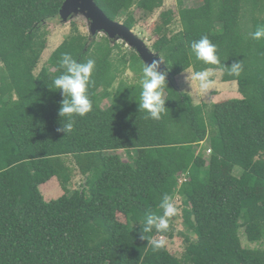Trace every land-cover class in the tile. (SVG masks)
Segmentation results:
<instances>
[{"label": "trees", "instance_id": "trees-1", "mask_svg": "<svg viewBox=\"0 0 264 264\" xmlns=\"http://www.w3.org/2000/svg\"><path fill=\"white\" fill-rule=\"evenodd\" d=\"M63 1L0 0V264H264V40L250 35L264 24V0H202L194 8L174 0L175 10L160 13L151 50L167 68L159 120L139 109L142 85L120 82L113 91L124 70L142 77L144 64L130 48L114 63L119 45L106 36L89 42L72 24L35 73L46 49L44 22L58 17ZM94 1L130 30L133 7L151 15L164 5ZM176 17L181 29L171 33ZM202 36L217 45L220 65L195 58L190 44ZM63 53L96 60L88 88L93 110L76 116L66 135L57 130L66 119L59 116L64 97L53 85L64 71ZM236 61L243 65L238 77L223 67ZM189 69L219 71L241 97L194 105L174 84ZM207 138L208 161L198 149ZM69 158L83 182L46 201L42 185H70ZM165 193L179 198L180 216L169 218L167 231L146 233L149 242L141 239L146 216L162 214ZM241 235L255 247H243ZM175 236L184 242L180 256L164 242ZM151 240L162 247L154 250Z\"/></svg>", "mask_w": 264, "mask_h": 264}, {"label": "clouds", "instance_id": "clouds-1", "mask_svg": "<svg viewBox=\"0 0 264 264\" xmlns=\"http://www.w3.org/2000/svg\"><path fill=\"white\" fill-rule=\"evenodd\" d=\"M250 35L254 40H264V24L258 25ZM190 48L197 60L203 61L205 64H221L217 55V45L213 44L208 36H202L199 40L192 41ZM159 63L157 60H153L150 64L145 63L142 70V91L139 102V109L146 110L149 118L155 120L161 119L162 114L166 111L164 89L167 74L158 71ZM59 65L64 71L53 80V85L60 90L64 97L60 103L59 116L66 119L57 130L66 135L73 131L76 116L84 117L93 110L88 88L93 83L91 77L96 67V60L89 58L86 62H77L71 54L63 53ZM223 67L227 69L229 75L236 77L243 71L240 61L234 62L230 67L225 65ZM213 74L211 69H206L193 73L190 79L199 82L200 90L207 92L215 84V81L211 79ZM158 207L162 210V214L149 213L146 216L141 239L148 240L146 233L151 232L153 228L157 232L167 231L169 218L176 216L179 211L173 198L167 193L162 196ZM150 242L154 250L162 247V244L156 240Z\"/></svg>", "mask_w": 264, "mask_h": 264}, {"label": "rangeland", "instance_id": "rangeland-1", "mask_svg": "<svg viewBox=\"0 0 264 264\" xmlns=\"http://www.w3.org/2000/svg\"><path fill=\"white\" fill-rule=\"evenodd\" d=\"M202 0H189L186 3V7L194 8L200 5ZM175 10V3L174 0H164V5L162 9L155 10L151 15H144L140 10L133 7L130 12L136 19V24L134 25L132 32L141 40L144 41L146 46L152 50V44L157 39L154 34V28L158 22V18L161 12L165 10ZM122 23V21L120 22ZM72 24L76 26L77 31L79 34L89 37V28L87 20L82 15H76L73 18H71L68 22L63 23L60 21L59 17L53 19L52 21L46 20L44 22L43 31H47V41H46V49L42 54V57L38 63L37 69L35 70V73L37 74L42 67L47 66V61L52 54V52L63 42V40L68 37L72 33ZM181 29L180 24L178 23L177 17L172 22V25L170 26V32L171 33H177ZM170 33V34H171ZM105 35L97 34L95 36L89 37V42L92 40L95 42H98L102 37ZM112 44H118L119 49L113 50V59L114 63H116V60L122 56V55H129L130 49L126 46L124 42L121 40H117L114 43L112 41ZM112 45V46H114ZM213 76L211 79L215 81L214 86L209 89L207 92H203L199 88V82L192 81L190 79L191 75L193 74V71L191 69L185 71L183 74L179 75L178 77L174 78V84L175 86L181 91L186 93L192 103L194 105H212V104H219L224 103L226 101L233 100L236 97L237 94L239 97L240 94L238 93L237 84L235 82L231 83H224L221 81V73L219 71H213ZM142 75V73H141ZM142 77L137 76L135 73H132L130 70L126 69L123 73H121L116 79V82L114 84L115 91L117 85L120 82H123L126 85H142L141 83ZM166 97V93L164 92V98ZM100 107L105 109L110 105V101L107 99L100 100ZM210 149V140L207 138L205 142L202 143L201 150L202 155L204 156V159L208 161L209 154L207 151ZM121 158L124 160L129 161V158L125 152L121 153ZM67 164L70 165L73 169V177L71 179L70 185L67 187H61L59 184L57 185L56 179H52L50 182L46 183L45 185H42L40 187V191L44 196V199L46 201L51 199H56L59 196H61L64 191H72L77 189V187L80 186V184L83 182V177L80 175L73 159L69 158L67 160ZM237 174V171L235 172ZM174 202L176 206L178 207V215L181 214V208H180V200L179 198H175ZM173 224L175 225V232L178 233L182 231L183 227L181 225V218L179 217L177 220L173 221ZM242 232V231H241ZM162 240L161 238H159ZM169 252L175 256H180L182 251L184 250V242L181 237L175 236V238L171 241L164 240ZM241 242L243 247H250L253 248L255 245H250L246 243V240L244 236L241 235ZM258 247V245H257Z\"/></svg>", "mask_w": 264, "mask_h": 264}, {"label": "water", "instance_id": "water-1", "mask_svg": "<svg viewBox=\"0 0 264 264\" xmlns=\"http://www.w3.org/2000/svg\"><path fill=\"white\" fill-rule=\"evenodd\" d=\"M76 15H82L87 20L91 37L102 33L113 43L121 40L128 48L135 51L144 65L157 60L160 62L158 71L167 72L163 60L153 53L143 40L138 38L123 23L108 18L94 0H64L58 12L60 21L66 23Z\"/></svg>", "mask_w": 264, "mask_h": 264}, {"label": "built area", "instance_id": "built-area-1", "mask_svg": "<svg viewBox=\"0 0 264 264\" xmlns=\"http://www.w3.org/2000/svg\"><path fill=\"white\" fill-rule=\"evenodd\" d=\"M208 154H210V150L207 151ZM178 181L181 183L183 181H185V176L182 174L180 175V177L178 178Z\"/></svg>", "mask_w": 264, "mask_h": 264}, {"label": "crops", "instance_id": "crops-1", "mask_svg": "<svg viewBox=\"0 0 264 264\" xmlns=\"http://www.w3.org/2000/svg\"><path fill=\"white\" fill-rule=\"evenodd\" d=\"M229 83H231V82H229ZM235 83H236V82H235ZM236 97H239L238 94H237ZM201 146H202V144H201ZM198 149L200 150L201 148H198ZM122 152H123V151H119L118 154L121 155ZM123 160H124V159H123Z\"/></svg>", "mask_w": 264, "mask_h": 264}]
</instances>
